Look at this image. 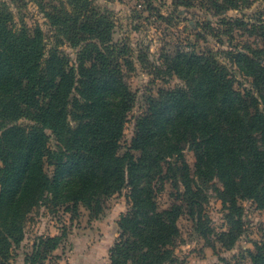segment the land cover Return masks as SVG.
Here are the masks:
<instances>
[{
	"label": "trees",
	"instance_id": "1",
	"mask_svg": "<svg viewBox=\"0 0 264 264\" xmlns=\"http://www.w3.org/2000/svg\"><path fill=\"white\" fill-rule=\"evenodd\" d=\"M197 1L177 3L191 9ZM208 1L225 13L248 0ZM32 2L49 36L39 21L26 22L22 9ZM222 23L227 34L247 24L240 18ZM114 33L112 12L94 0H0V264H10L12 246L24 239L27 214L46 197L99 213L104 198L126 187L130 207L121 215L111 264H173L170 247L180 236L182 214L202 235L212 231L187 147L196 157L194 176L223 185L219 195L230 228L219 238L226 247L241 235L240 199L264 210V50L251 44L227 50L251 78L243 89L212 53L192 48L166 56L167 69L184 85L145 98L124 149L136 104L127 79L134 61ZM169 182L183 203L160 209L157 193ZM61 241L39 237L26 263L41 264ZM249 256L251 264H264V240Z\"/></svg>",
	"mask_w": 264,
	"mask_h": 264
},
{
	"label": "rangeland",
	"instance_id": "2",
	"mask_svg": "<svg viewBox=\"0 0 264 264\" xmlns=\"http://www.w3.org/2000/svg\"><path fill=\"white\" fill-rule=\"evenodd\" d=\"M177 1L94 0L112 12L114 41L127 44L129 57L134 61V69L128 71L127 79L136 95V104L126 123L124 149L133 137L137 116L145 108V98L156 95L160 88L184 85L181 78L167 69L166 59L176 50L195 48L212 53L229 67L236 87L241 89L250 87L251 78L243 75L227 50L250 44L264 50V27L261 26L264 0L244 1L239 8L225 13L218 12L208 0L206 6L198 0L191 9H185ZM22 12L29 25L39 21L50 35L49 26L35 3H30ZM224 18H240L247 24L235 25L232 34H227L228 24L222 23ZM185 155L192 168L191 176L203 189L205 222L212 231L207 236L202 235L189 215L182 214L178 220L180 236L170 247L176 256L173 264H251L250 251L255 250L256 242L264 240V210L252 200L240 199L244 209L241 235L232 247H226L219 238L221 232L230 228L228 210L219 195L223 185L218 179L202 182L196 178L194 152L187 147ZM129 192L126 187L104 198L99 213L91 212L83 203L74 209L73 203H55L51 196L46 197L27 214L24 239L12 246L10 264H27L25 258L32 255L39 237L48 236H61L62 241L41 264H111L109 252L121 234L119 221L129 210ZM177 194L178 189L172 182L165 184L157 193L160 209L176 201L183 203L176 198Z\"/></svg>",
	"mask_w": 264,
	"mask_h": 264
}]
</instances>
